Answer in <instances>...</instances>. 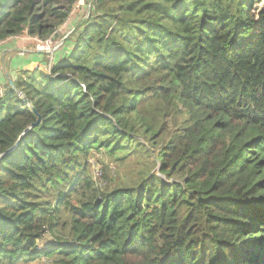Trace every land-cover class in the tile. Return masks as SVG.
<instances>
[{"label": "trees", "instance_id": "trees-1", "mask_svg": "<svg viewBox=\"0 0 264 264\" xmlns=\"http://www.w3.org/2000/svg\"><path fill=\"white\" fill-rule=\"evenodd\" d=\"M77 1L0 0V42ZM262 1L92 0L51 74L6 82L0 264H264ZM95 150L134 177L102 190Z\"/></svg>", "mask_w": 264, "mask_h": 264}, {"label": "rangeland", "instance_id": "rangeland-1", "mask_svg": "<svg viewBox=\"0 0 264 264\" xmlns=\"http://www.w3.org/2000/svg\"><path fill=\"white\" fill-rule=\"evenodd\" d=\"M89 2V3H88ZM91 1H85V0H78L76 4L72 7V11L70 12L69 18L67 21L59 27L54 34L43 40L37 36H32L36 38L35 44L32 46L24 47L27 48V50H33L36 48V45L39 43V41H46V40H53L54 43L58 42L59 47L55 50L54 56L51 57L49 53H43L44 56V64H43V72L47 74H51L49 71V66L52 64V67L55 65V63L58 60L57 52L62 51V49L65 46V42L67 38L70 36L72 40L74 38L72 37V32L75 30V26H79L82 24L85 20H88L90 18V12H91ZM257 7L263 8L264 7V1L257 4ZM21 36V35H18ZM31 35L26 34V37H29ZM22 48V49H24ZM18 47L16 48L15 52H11L8 54H3L0 58V73H8L11 78L13 76L11 73H18L21 75L22 70L19 69V67L16 66V61L18 62V54H19ZM36 53H25L26 56L32 55ZM24 55V57H26ZM63 55V54H62ZM61 55V56H62ZM26 65V64H25ZM13 68V69H12ZM17 75L16 77H19ZM3 82V83H2ZM0 82V88L3 91V94L5 92V86L7 80H3ZM84 162V158L82 159ZM89 163V169L91 172L92 177L97 182L98 186L103 190L107 186H119L120 184H127L128 181L134 177L136 163L133 161H126L123 164L116 163L113 158L103 152L102 154L100 152H95L91 156V158L88 161ZM107 166V169L105 168ZM109 176L112 180L111 184L109 182ZM52 237L46 235L45 241L41 244V246H49V244L52 242ZM31 264H53L51 260H48L47 258H41L40 260H37Z\"/></svg>", "mask_w": 264, "mask_h": 264}, {"label": "crops", "instance_id": "crops-1", "mask_svg": "<svg viewBox=\"0 0 264 264\" xmlns=\"http://www.w3.org/2000/svg\"><path fill=\"white\" fill-rule=\"evenodd\" d=\"M26 34H28L27 32H24L23 34H21V36H14V37H10L5 41H1L0 42V58L1 56L4 54H8L11 52H15L16 48L18 47L19 50V54H18V62L16 61V66L19 67L20 70H35L36 68V63H41V68L43 70V64H44V54L43 53H36V54H32V55H28L26 57H24V55H21V52H23V50H27V48L24 47H30L33 44H35L36 42V38L29 36L26 37ZM24 48V49H22ZM63 54L62 51L57 52L58 55V60L62 57L61 55ZM1 63V61H0ZM26 64V65H25ZM13 69V68H12ZM11 75L13 76V79L17 78L16 76L19 75L18 73H11ZM8 77H10V75H8V73H0V82H2L3 80H8ZM3 83V82H2Z\"/></svg>", "mask_w": 264, "mask_h": 264}, {"label": "built area", "instance_id": "built-area-1", "mask_svg": "<svg viewBox=\"0 0 264 264\" xmlns=\"http://www.w3.org/2000/svg\"><path fill=\"white\" fill-rule=\"evenodd\" d=\"M85 1H87V0H85ZM89 1H92V0H89ZM58 47H59L58 42L54 43V41L51 39L46 40V41H39V43L36 45L35 49L23 50V52H21V55H25V53H38L39 52V53H49L52 57V56H54V52ZM36 68L39 70H42V69H40L41 63H39V62L36 63ZM51 70H52V64L49 66V71L51 72ZM0 95H3V91L1 90V88H0Z\"/></svg>", "mask_w": 264, "mask_h": 264}, {"label": "water", "instance_id": "water-1", "mask_svg": "<svg viewBox=\"0 0 264 264\" xmlns=\"http://www.w3.org/2000/svg\"><path fill=\"white\" fill-rule=\"evenodd\" d=\"M8 82L10 83V84H12L13 85V81H12V79L11 78H9L8 77ZM18 95L20 96V98L27 104V106L35 113V114H37V120H36V122H34V123H32L28 128H26L24 131H23V133L20 135V138H22V136L27 132V131H29L30 129H32V128H34V127H36V126H38V125H40L41 124V122H42V116L38 113V111L36 110V108L34 107V105L32 104V102L30 101V99L26 96V94L25 93H23V92H19L18 91ZM0 157H1V155H0Z\"/></svg>", "mask_w": 264, "mask_h": 264}]
</instances>
